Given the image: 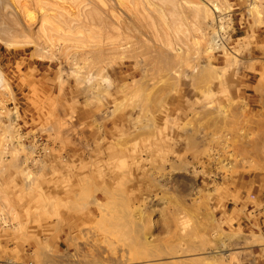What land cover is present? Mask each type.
<instances>
[{
	"label": "rangeland",
	"instance_id": "rangeland-1",
	"mask_svg": "<svg viewBox=\"0 0 264 264\" xmlns=\"http://www.w3.org/2000/svg\"><path fill=\"white\" fill-rule=\"evenodd\" d=\"M0 33V264H264V0H0Z\"/></svg>",
	"mask_w": 264,
	"mask_h": 264
},
{
	"label": "bare ground",
	"instance_id": "bare-ground-1",
	"mask_svg": "<svg viewBox=\"0 0 264 264\" xmlns=\"http://www.w3.org/2000/svg\"><path fill=\"white\" fill-rule=\"evenodd\" d=\"M212 1V0H211ZM201 7L202 5H198L197 6V12L198 11H200L199 9H198V7ZM205 6V5H204ZM254 6V5H253ZM216 7V6H215ZM202 9V8H201ZM214 11H216L217 10V8H215V9H213ZM202 11V13H203V18L205 19L207 16H208V14H211V16H212V9H211V12H210V10H208V9H202L201 10ZM209 12V13H208ZM200 13V12H199ZM202 13H200V15H202ZM214 16V15H213ZM209 17H210V15H209ZM219 18V17H218ZM213 19H214V17H213ZM213 19H212V21H213ZM203 20V19H202ZM206 21V20H205ZM201 22V21H200ZM199 22V23H200ZM204 22V21H203ZM220 23V22H219ZM263 23V22H262ZM205 24V23H204ZM212 24V23H211ZM206 25V24H205ZM220 26V25H219ZM221 27V26H220ZM216 30V29H215ZM213 31V29L211 30V32ZM216 32V31H215ZM1 34V33H0ZM213 34V33H212ZM216 36H217V34H215ZM215 35H213L212 37H213V39L216 37ZM218 37V36H217ZM217 37H216V39H217ZM215 40V39H214ZM215 44V43H214ZM223 44V43H222ZM210 47V46H209ZM207 50V49H206ZM129 151V150H128ZM117 195V194H116ZM93 201V200H92ZM95 202V201H94ZM100 206V205H99ZM116 207V206H115ZM145 216V215H144ZM143 216V217H144ZM136 219V218H135ZM143 219V218H142ZM122 222V221H121ZM141 224V223H140ZM123 225V224H122ZM141 228H142V224H141ZM126 232V231H125ZM124 232V233H125ZM127 233V232H126ZM139 234V233H138ZM94 236V235H93ZM124 236H125V234H124ZM148 236H150V235H148ZM129 237H131V236H129ZM132 241H133V239H132ZM134 246H136L135 247V251L134 252H137L138 250H140V251H138L141 255H143V257H145V258H152V257H154V256H162V255H164V254H166L167 253V251H165L163 248H156V250L155 249H153V248H151V241L147 238V237H144V235H142V234H139L138 235V237H136V238H134ZM128 245V244H127ZM96 247V246H95ZM160 247H161V245H160ZM70 248V247H69ZM119 249V248H118ZM94 250V249H93ZM125 250V249H124ZM178 250V249H177ZM94 252V251H93ZM119 252V251H118ZM95 253H97V254H99L98 252H95ZM89 254H90V252H89ZM88 254V255H89ZM93 254V253H92ZM95 255V254H94ZM125 255V254H124ZM76 256V255H75ZM104 257V256H103ZM105 257H107V256H105ZM104 257V258H105ZM94 258V257H93ZM101 258H102V256H101ZM103 258V259H104ZM136 258V257H135ZM99 259V258H98ZM108 259V258H107ZM126 259V258H125ZM129 259H134L133 257H131V258H129ZM153 259V258H152ZM90 260V259H89ZM101 260V259H100ZM115 260V259H114ZM117 260V259H116ZM58 261H60V260H58ZM106 261V260H105ZM117 261H120V260H117ZM124 261V260H123ZM95 263V262H94ZM101 263V262H100ZM104 263V262H103ZM109 263V262H108ZM102 264V263H101ZM106 264V263H105Z\"/></svg>",
	"mask_w": 264,
	"mask_h": 264
}]
</instances>
